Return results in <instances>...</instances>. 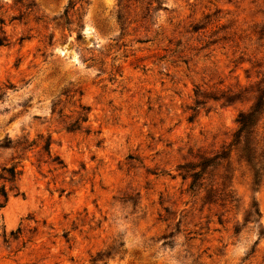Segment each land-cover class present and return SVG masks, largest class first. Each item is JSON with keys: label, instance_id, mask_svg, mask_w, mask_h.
I'll use <instances>...</instances> for the list:
<instances>
[{"label": "rangeland", "instance_id": "1", "mask_svg": "<svg viewBox=\"0 0 264 264\" xmlns=\"http://www.w3.org/2000/svg\"><path fill=\"white\" fill-rule=\"evenodd\" d=\"M0 38V264H264V0H0Z\"/></svg>", "mask_w": 264, "mask_h": 264}, {"label": "trees", "instance_id": "2", "mask_svg": "<svg viewBox=\"0 0 264 264\" xmlns=\"http://www.w3.org/2000/svg\"><path fill=\"white\" fill-rule=\"evenodd\" d=\"M4 44V39L0 38V45ZM264 111V76L260 81L259 95L254 106L246 112H241L238 117L239 128L236 132L238 142L244 141V147L251 149L254 153H257L261 148L260 143L264 140V137H258L257 125L260 120V115ZM11 174H14V170H9ZM6 196V195H5ZM256 214L260 215L259 209H256Z\"/></svg>", "mask_w": 264, "mask_h": 264}]
</instances>
